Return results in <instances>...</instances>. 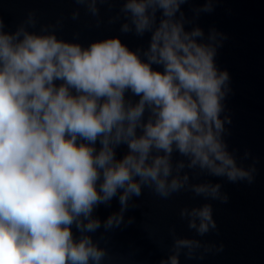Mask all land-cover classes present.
<instances>
[{"label": "clouds", "instance_id": "clouds-1", "mask_svg": "<svg viewBox=\"0 0 264 264\" xmlns=\"http://www.w3.org/2000/svg\"><path fill=\"white\" fill-rule=\"evenodd\" d=\"M73 2L98 27V5L111 11L118 3L108 23L150 40L136 51L117 37L82 46L58 38L55 25L34 30L31 11L12 32L0 19V264H103L109 253L90 234L133 223L124 214L144 188L163 200L190 192L206 201L179 209L195 236L170 228L159 264L223 251L195 237L217 231L207 201L229 197L220 183L193 180L251 184L256 173L255 160L244 167L225 140L230 77L215 57L227 37L214 28L207 35L198 26L186 30L193 21L181 6L189 0ZM214 3L204 0L195 16ZM71 17L78 19L79 8ZM114 198L119 210L102 223L94 210Z\"/></svg>", "mask_w": 264, "mask_h": 264}, {"label": "water", "instance_id": "water-1", "mask_svg": "<svg viewBox=\"0 0 264 264\" xmlns=\"http://www.w3.org/2000/svg\"><path fill=\"white\" fill-rule=\"evenodd\" d=\"M203 3L204 0H189L181 6L185 17L193 21L186 24L185 29L198 26L207 35L209 29L214 28L227 37L215 57L218 69L226 70L230 77L231 91L223 102L225 112L221 114V118L227 115L231 120V124L225 125L229 132L225 140L229 151L235 150L238 162L244 167L255 160L256 173L251 184L230 183L218 177L193 180L220 183L221 191L229 197L227 203L207 201L212 205L217 231L195 237L217 246L223 244V251L208 253L203 260H186L181 255L180 264H264V0H215L212 12L195 16L193 9ZM98 7L99 27L96 18L73 0H0V19L6 26L5 31L12 32L31 11L38 21L34 30L39 31L42 24L55 25L50 30L65 41L76 40L74 42L87 46L93 41L117 37L132 51L148 47L150 34L138 37L121 33L119 22L108 23V17L118 11V3L113 4L111 11L107 5ZM76 8H79V17L73 20L71 13ZM153 68L162 71L156 65ZM96 147L99 148V144ZM125 151V146L118 148L117 157ZM245 151L250 153L247 159H243ZM133 202L137 207H129L124 214L125 220L131 217L133 223L110 232L101 227L90 234L109 253L103 264H159L167 257L171 244L170 228L174 227L179 236H195L186 222L180 220L179 209L206 201L194 198L190 192L163 200L144 188L142 196L134 198ZM119 207L114 198L110 207L100 205L93 215L103 223ZM72 231L74 236L79 235L74 227Z\"/></svg>", "mask_w": 264, "mask_h": 264}]
</instances>
